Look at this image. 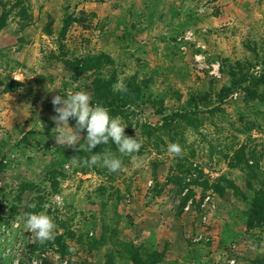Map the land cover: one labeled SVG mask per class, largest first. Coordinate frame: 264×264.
<instances>
[{
    "label": "rangeland",
    "instance_id": "1",
    "mask_svg": "<svg viewBox=\"0 0 264 264\" xmlns=\"http://www.w3.org/2000/svg\"><path fill=\"white\" fill-rule=\"evenodd\" d=\"M21 6L26 18L17 14ZM4 11L0 264H133L131 246L139 257L159 254L155 264H264V226L246 228L247 204L233 188L264 180V87L256 100L239 87L222 101L217 95L230 85L231 70L264 72V0H0ZM69 14L79 22L62 36ZM101 51L114 59L118 81L147 77V91L163 101L162 116L141 106L131 125L121 119L125 135L148 148L137 154L140 167L114 153L124 165L114 173L83 168L85 159L58 145L53 130V96L88 93L91 82L89 74L73 81L67 63ZM196 104L194 128L168 126L172 113L195 112ZM143 122L158 128L153 147L140 136ZM80 135L85 140L86 130ZM170 143L182 147V157L169 155ZM240 145L242 163L235 159ZM55 161L57 185L46 172ZM30 205L54 219L56 234L75 252L62 256L32 237L24 226Z\"/></svg>",
    "mask_w": 264,
    "mask_h": 264
},
{
    "label": "trees",
    "instance_id": "2",
    "mask_svg": "<svg viewBox=\"0 0 264 264\" xmlns=\"http://www.w3.org/2000/svg\"><path fill=\"white\" fill-rule=\"evenodd\" d=\"M19 2L15 3L13 6L17 8ZM17 14L26 18L27 13L25 8L21 6L18 10ZM8 16V11H4L0 15V30L6 26V19ZM79 22L77 17L69 14L63 18V25L60 30V34L64 36L66 31L72 23ZM27 24L22 25V27H26ZM50 31H47L49 34ZM68 67L71 68L73 72L72 79L73 81H79L80 78L89 74L91 76L90 85H87L88 93L90 94L93 105L100 104L106 107L109 110V114L111 117H120L124 119L128 126L132 124V118L137 109L141 106L151 107L155 109L156 115L163 114V101L157 97L153 92L147 91V83L149 79L147 77H137L136 74L125 76L123 78V83L127 86L128 91L126 93L114 92L113 85L118 82V73L117 69L114 66V59L106 52L101 51L99 55L95 59H91L89 57L85 58H74L70 62L67 63ZM230 85L227 87H222L220 91L217 93L218 98L222 101L225 97H227L234 89L237 87L245 94V97L249 100H256L262 98V93L260 92V87H264V72L260 75L255 76L251 73H244L240 71L236 73L231 70L229 72ZM76 90V89H75ZM195 99V98H193ZM192 100V96H191ZM191 103V102H190ZM192 111H179L174 112L170 115L171 122L169 123L171 128H183V126H189L194 128L197 124V119L195 118L196 110L198 109V105H194ZM141 109H139V112ZM176 120V121H175ZM184 125L181 126L180 123ZM140 136L147 139V145L153 147L155 144V140L157 138L155 131L158 129L153 123L143 122L139 125ZM152 138V140H151ZM154 138V139H153ZM139 140V139H138ZM141 148H148L142 145ZM140 148V150H141ZM75 153L80 157V159H90L92 155H103L104 153H110L113 155L114 153H118L117 146L109 140L107 144L97 145L92 151H88L87 149V140L82 139L76 148H74ZM244 151V146L240 145L238 149H236L235 159L236 162L242 163V158L240 154ZM67 153V152H66ZM240 153V154H238ZM70 155V153H67ZM59 163L57 161L53 162L50 168L47 169L48 178L53 180L52 184L57 185L56 178L61 175L58 173L56 166ZM2 162L0 160V172L2 171ZM248 168L249 174L251 176L256 177L257 170L254 169L251 165H246ZM85 166H83L84 168ZM86 168V167H85ZM94 170H100L97 166L92 167ZM88 169H84L86 172ZM202 188H208V181L204 180L202 183ZM218 185H216L215 190L218 189ZM235 191L237 190L238 195L241 199L246 202L247 210L245 212V220L244 225L247 229L257 228L264 226V180H257L256 182L252 180H247L244 184V191L239 190L238 187H233ZM99 190L103 193L105 191L104 186L99 187ZM221 193V191L219 190ZM248 193V194H247ZM187 196L182 198V203L180 207L182 208L187 201ZM120 200V196L116 195L114 204L118 203ZM101 209L106 208L107 202L100 201ZM38 210H41V207L38 205L37 208H31L30 206L27 208L26 213H36ZM64 228V227H62ZM66 234V233H65ZM64 234L61 235L56 234L55 239L52 241H48L47 244L49 246L55 245L59 254L62 256L69 253L68 249L70 245H67L63 242ZM71 237V236H70ZM73 237V235H72ZM82 235L78 236V240L82 241ZM88 243L92 245V242L95 240L87 237ZM131 249V250H129ZM127 249L129 256L133 262V264H155L160 260V255L155 253H150L149 251H145L144 256L139 257L137 250L133 249L131 246ZM68 264H72L71 261H68ZM89 264V263H87Z\"/></svg>",
    "mask_w": 264,
    "mask_h": 264
},
{
    "label": "clouds",
    "instance_id": "3",
    "mask_svg": "<svg viewBox=\"0 0 264 264\" xmlns=\"http://www.w3.org/2000/svg\"><path fill=\"white\" fill-rule=\"evenodd\" d=\"M113 91L126 93L128 89L122 81H118L113 85ZM91 101L90 94L84 91L69 92L66 98L61 95L53 96L51 103L56 115L52 117V120L55 124L53 130L57 132L56 143L76 148L81 139L80 133L86 130L85 139L88 151H92L97 145L107 144L111 140L122 156H128L134 166L140 167L141 160L137 154L142 147V142L125 135L127 126L122 123L120 117H111L106 107L100 104L93 105ZM70 118L75 120V128L69 126ZM168 153L173 157H182L183 149L178 143H170ZM80 163L81 166L89 168L94 166L106 168L109 173L119 172L124 168L122 159L110 153H104L102 156L92 155L90 159H85ZM49 206L45 204L44 208ZM30 207H35V205H30ZM24 226L41 244L55 239L57 225L54 219L45 212L26 213ZM68 251L75 252V249L69 248Z\"/></svg>",
    "mask_w": 264,
    "mask_h": 264
}]
</instances>
